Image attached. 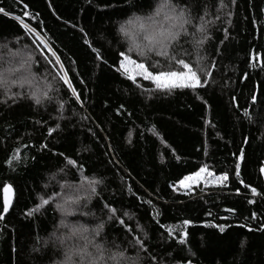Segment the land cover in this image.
<instances>
[{
  "label": "trees",
  "instance_id": "trees-1",
  "mask_svg": "<svg viewBox=\"0 0 264 264\" xmlns=\"http://www.w3.org/2000/svg\"><path fill=\"white\" fill-rule=\"evenodd\" d=\"M162 1L0 0L7 13H0V79L8 82L0 86V212L2 187L14 190L0 220V264H61L86 244L83 237L109 251L119 246L133 259L138 238L147 249L139 264H264V0H224L223 8L220 0H171L197 23L207 12L212 37L199 53L211 69L209 83L171 94L151 91L140 78L137 88L116 70L130 44L120 25L151 15ZM60 64L79 101L56 76ZM33 91L52 99L36 104L28 98ZM13 93L22 95L8 98ZM14 150L19 159L9 162ZM204 164L228 173L227 186L172 190ZM89 180L102 181L95 195ZM67 188L66 209L73 210L64 218L56 204ZM43 199L49 203L37 209ZM184 219L191 223L177 229ZM161 224L173 226L172 237Z\"/></svg>",
  "mask_w": 264,
  "mask_h": 264
},
{
  "label": "snow or ice",
  "instance_id": "snow-or-ice-1",
  "mask_svg": "<svg viewBox=\"0 0 264 264\" xmlns=\"http://www.w3.org/2000/svg\"><path fill=\"white\" fill-rule=\"evenodd\" d=\"M234 3L235 0H232ZM220 7H225L224 0H220ZM168 9L164 14V22L157 23L152 16L142 19L136 17L134 20L129 19L126 23L121 24L119 31L128 37L130 44L127 46V51H120L119 53V67L117 71L120 72L127 80L131 81L137 88H141L142 85L137 82V78H140L142 81H148L153 86L151 91L164 92L171 94L174 90H197L200 87L207 85L209 83V77L211 74V69L206 67L204 62L206 57L200 55L199 53L204 50V47L208 41L212 39L211 35L207 30V24L209 21L205 20L207 12H204L202 15H199V23L195 22L196 18L191 15L190 10L185 7L175 6L171 0H164V2L156 10V15L160 14L161 9ZM0 13H7L4 9L0 8ZM29 15V13H25ZM229 15H231L229 13ZM17 19H20L17 17ZM219 19V17H217ZM22 22V21H21ZM22 26L26 29L29 28L27 23L22 22ZM33 31V29H29ZM225 38H227V30H225ZM85 44H88V40H84ZM223 43V41H221ZM188 45L189 47H185ZM93 51L96 52L97 49L93 48ZM219 51V49H218ZM130 53H134L130 55ZM193 54H196V60H193ZM52 57H55L56 63H60V58L56 55V52L51 53ZM99 59V55L97 56ZM29 59H31L29 57ZM46 60L49 58L45 57ZM50 62V61H49ZM23 66V65H22ZM215 66L214 61L212 62V67ZM63 73V75H61ZM56 76L64 85L71 90L72 95L79 101L80 97L77 95L76 90L73 88L72 82L69 80L68 73L64 69V65L60 64L59 71L56 73ZM8 82L4 79H0V86L6 85ZM12 83H17V81H12ZM21 85L23 83H30V81L23 80L20 81ZM50 87V86H49ZM8 95V89L5 90V96ZM21 93H13L12 97L14 98L21 96ZM29 99H32L36 104H41L44 100H51L52 97L47 91H41L37 94L36 91H33L28 96ZM199 98V97H198ZM255 100V96H253ZM235 102V98H233ZM4 102L0 100V103ZM13 102L15 100L13 99ZM60 107H63L61 104ZM245 115H247V110H245ZM207 123V121H206ZM59 125H57L58 127ZM49 134L53 129L49 128ZM131 135V133H129ZM163 142V141H162ZM41 148L46 147V145L41 144ZM15 154L9 158V162L13 159H19L18 150H14ZM177 159L179 157L177 156ZM243 159V151L240 156L236 158L235 161V170L236 176H240L241 160ZM68 165H75V161L72 159L66 158ZM261 173H264V167L260 169ZM229 180V175L226 172H221L220 174H214L213 171L209 170V166L204 164L199 167L198 170L191 172L189 175H184L182 178H178L177 182L173 185H170L174 192L180 191L181 188L184 189V194L188 195L193 187V185L203 184L205 186H227L226 182ZM99 180H89L88 185L90 188L91 194L95 195L97 193V188L95 185L101 183ZM245 188L248 187L247 184L244 185ZM3 191L5 193L4 202H3V211L0 212V220L4 219V214L9 211L10 197L12 189L8 184L3 186ZM131 191V189H129ZM203 191V189H201ZM239 191V189H237ZM253 195H256V189H251ZM47 199H43L41 204H38L37 209L42 205L48 204ZM146 203L151 204V201ZM248 203H253L252 200H249ZM59 207V205H57ZM107 207V205H106ZM110 212L115 213V209H109ZM229 212L235 211L234 209H227ZM30 214V213H29ZM211 213H209L210 215ZM127 215V213H125ZM255 213H253V218H255ZM159 212L156 211V214L153 216V219H158ZM123 224L124 221H119ZM191 223L190 220L184 219L181 222V225L175 226L177 229L181 227H186ZM104 225L103 223L97 225V228L94 230L95 235H100ZM139 228L140 226L137 225ZM161 228H165L168 232V236H173V226L160 225ZM213 227H218L220 232L225 231L224 224L213 225ZM243 227V225L241 226ZM261 228H264V224L261 225ZM250 231L252 229H249ZM77 229H72V234L75 235ZM79 231H87V229H80ZM142 231V229H141ZM145 238L147 234L144 233ZM186 233L180 231L179 233V243H185ZM87 242L84 246H81L76 249H70L65 255V260L61 264H74L73 256L79 257L78 264H107L108 261H112L113 264H139V261L142 259L140 252L146 251L145 244L138 238H133V246L137 249L136 257L130 258L125 255L123 250L119 249L117 246L116 250L109 251L106 250L99 243L93 244L92 241L87 240L86 237H83ZM244 242H241L243 247ZM88 245H92L95 249V252L87 251ZM106 252L108 253L106 255Z\"/></svg>",
  "mask_w": 264,
  "mask_h": 264
},
{
  "label": "rangeland",
  "instance_id": "rangeland-1",
  "mask_svg": "<svg viewBox=\"0 0 264 264\" xmlns=\"http://www.w3.org/2000/svg\"><path fill=\"white\" fill-rule=\"evenodd\" d=\"M163 3V1L162 2H158L157 3V6H156V8H155V10H154V12L153 13H151V15H144V16H140V18H142V19H146L147 17H149V16H152L153 17V19L157 22V23H163L164 22V14H165V12H167L168 11V9H161L160 10V14L157 16L155 13H156V10L159 8V6L161 5ZM136 18V16H133V18H131V19H135ZM128 21V20H127ZM127 21H125L124 23H126ZM124 23H122V24H124ZM128 38V37H127ZM37 39L39 40V41H41L44 45H45V47H47V45H46V43L44 42V40L42 39V38H40L39 36H37ZM129 43H130V41H129ZM48 48V47H47ZM133 58H135V57H133ZM194 186H205V185H203V184H199V185H193V187ZM192 187V188H193ZM181 190H183L184 191V189H182L181 188ZM191 191H192V189H191ZM65 193H62L61 195H60V197L58 198V202H57V204L56 205H59V208H60V215H61V217H64V218H67V216H68V212H71L72 210H70V209H66V205H68V206H70V204L72 203L71 201L72 200H70L71 199V197H69L68 196V193H69V189L67 188L65 191H64ZM66 220L67 219H65V221H63V223L64 222H66ZM68 221V220H67ZM62 223V221H60V224ZM62 223V224H63ZM62 224L60 225V226H62ZM68 248V247H67ZM65 260V259H64ZM63 260V261H64Z\"/></svg>",
  "mask_w": 264,
  "mask_h": 264
},
{
  "label": "water",
  "instance_id": "water-1",
  "mask_svg": "<svg viewBox=\"0 0 264 264\" xmlns=\"http://www.w3.org/2000/svg\"><path fill=\"white\" fill-rule=\"evenodd\" d=\"M10 187H11V189H12V191H11V193H9V197H10V204H9V209H10V207H11V205H12V202H13V198H14V190H13V187L10 185V184H8ZM4 196H5V193H4V191H3V187H2V201L4 202Z\"/></svg>",
  "mask_w": 264,
  "mask_h": 264
},
{
  "label": "bare ground",
  "instance_id": "bare-ground-1",
  "mask_svg": "<svg viewBox=\"0 0 264 264\" xmlns=\"http://www.w3.org/2000/svg\"><path fill=\"white\" fill-rule=\"evenodd\" d=\"M41 38V37H40Z\"/></svg>",
  "mask_w": 264,
  "mask_h": 264
}]
</instances>
